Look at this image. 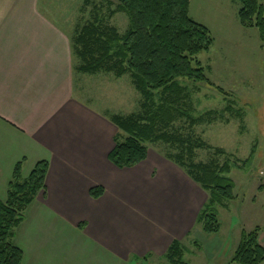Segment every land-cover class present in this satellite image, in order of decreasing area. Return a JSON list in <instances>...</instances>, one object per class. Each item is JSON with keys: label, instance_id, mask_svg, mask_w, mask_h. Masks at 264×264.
Here are the masks:
<instances>
[{"label": "crops", "instance_id": "crops-1", "mask_svg": "<svg viewBox=\"0 0 264 264\" xmlns=\"http://www.w3.org/2000/svg\"><path fill=\"white\" fill-rule=\"evenodd\" d=\"M58 6L49 0H0V198H6L20 160L24 178L28 167L49 162L46 189L26 210L13 242L24 251L23 264H53L40 252L83 249L86 239L107 253L87 264H136L146 255H163L173 240L184 241L202 228L197 217L206 191L150 148L134 167L110 161L118 127L110 123L108 131L92 93L75 83V32L56 17ZM146 182L150 187L142 191ZM97 186L104 193L95 198L91 189ZM36 220L40 230L32 233ZM259 242L264 246V230Z\"/></svg>", "mask_w": 264, "mask_h": 264}, {"label": "trees", "instance_id": "trees-1", "mask_svg": "<svg viewBox=\"0 0 264 264\" xmlns=\"http://www.w3.org/2000/svg\"><path fill=\"white\" fill-rule=\"evenodd\" d=\"M91 2L90 0H86ZM114 3L116 0H103ZM240 3L239 22L243 27H255L264 41V4L262 0H236ZM118 10L128 18V28L120 33L94 14L86 23L76 28L72 38L73 52L80 58V72L97 74L100 71L113 73L116 77L129 74L136 89L144 99L143 111L137 114L113 115L118 127L114 136L115 146L109 153L110 161L119 168H130L144 161L149 145L158 142L176 144L182 151L167 157L176 161L191 178L206 192L207 199L200 209L197 223L204 232L219 233L222 227L219 207L228 206L236 197L235 180L231 176L234 166L228 157L223 163L216 159L196 163V149H214L215 154L225 155L226 150L214 147L199 138H183L172 126L179 117L189 116L191 124L212 121L215 112H208V119L191 117L184 110L186 86L181 80L206 82L218 89L227 102L221 110L234 112L232 93L213 82L206 74L198 58L214 44L211 30L190 15L191 0H117ZM239 112V117H241ZM171 128V131H170ZM256 153L253 147L243 163H249ZM189 161L187 162V159ZM24 160L14 168L8 185L6 200L0 198V264H23L24 251L13 242L14 229L24 220L25 212L35 201L40 191L46 189L49 170L48 160L38 161L28 177L22 175ZM104 193L102 186L91 189L95 198ZM264 224L248 231L243 229L238 246L229 264H264V246L259 235ZM184 242L173 240L165 258L171 264H188L185 254L188 243L200 248L192 234ZM146 255L144 258L149 257Z\"/></svg>", "mask_w": 264, "mask_h": 264}, {"label": "rangeland", "instance_id": "rangeland-1", "mask_svg": "<svg viewBox=\"0 0 264 264\" xmlns=\"http://www.w3.org/2000/svg\"><path fill=\"white\" fill-rule=\"evenodd\" d=\"M49 1L59 5L55 10L56 17L61 18L63 23H67L66 25L70 24L72 33L73 30L76 33V28L86 23L94 14H98L105 23L115 26L120 33H124L128 28L127 15L118 10L117 0L114 3L90 0L88 4L86 0ZM262 2L264 4V0ZM239 8L240 3L236 0H191V17L207 26L215 39L211 49L201 52L198 58L209 78L232 93L235 110L232 113L226 112L222 118L220 112L227 104L224 95L206 82L184 79L181 80L186 86L187 94L184 110L191 117L203 119H208L206 114L212 111L215 113L210 118H215L194 125L190 123L189 116L179 117L174 122L172 130L180 132L183 138H199L214 147L224 148L227 152L225 155H217L214 149H196L194 155L196 163L209 162L212 159L223 163L230 157L233 161L239 158L240 165L234 166L231 173L235 180L236 197L229 201L227 208L219 207L224 225L222 231L207 233L200 227L196 228L192 235L202 247L188 243L189 251L185 254L188 264H229L240 241L241 231L243 229L250 231L255 226L264 224V41L261 40L257 28H247L240 24ZM72 58L73 66L78 70L81 60L74 52ZM99 73L101 74L88 75L89 73L75 71V83H78L80 88L86 86L87 91L92 93L93 108L102 112L103 120L109 122L108 131L112 133L111 124L114 123L111 117L141 113L144 99L129 74L116 77L113 73L104 71ZM82 76L85 78L81 79ZM239 112L242 114L241 117L238 116ZM104 130L107 131V128L105 127ZM116 133L113 132V135L115 136ZM253 147L256 148L254 157L249 163H243L242 160L250 156ZM149 148L151 152L166 157L168 154L176 156L182 151L180 145L163 142L150 144ZM168 159L191 178L176 161ZM34 167H26L27 171L30 169L26 177ZM108 173L114 176L115 172L108 171ZM145 187L147 189L150 184L144 183L142 191ZM201 193L203 194L202 191ZM6 198L1 199L6 200ZM125 214L131 213L125 212ZM225 214L228 216L227 223L231 226L229 229L226 228ZM38 225L37 220L31 222L32 233L40 230ZM16 228L14 235L17 232ZM93 246L86 239L83 249L80 246V249L73 250V247L69 246L64 254L48 251L40 253L46 258L44 260H49L53 264H79V259L81 264H87L91 259L94 262L107 255L97 245ZM214 247L217 249L214 250ZM165 254L149 256L135 262L136 264H171L164 257ZM111 255L114 256L112 252ZM111 255V261L116 259ZM133 258L135 259L134 255L131 256L132 260ZM83 259L85 262L82 261Z\"/></svg>", "mask_w": 264, "mask_h": 264}]
</instances>
